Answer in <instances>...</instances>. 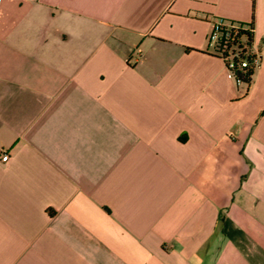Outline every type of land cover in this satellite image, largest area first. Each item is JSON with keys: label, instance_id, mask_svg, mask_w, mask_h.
I'll use <instances>...</instances> for the list:
<instances>
[{"label": "crops", "instance_id": "crops-1", "mask_svg": "<svg viewBox=\"0 0 264 264\" xmlns=\"http://www.w3.org/2000/svg\"><path fill=\"white\" fill-rule=\"evenodd\" d=\"M3 153L0 264H264V0H0Z\"/></svg>", "mask_w": 264, "mask_h": 264}, {"label": "built area", "instance_id": "built-area-1", "mask_svg": "<svg viewBox=\"0 0 264 264\" xmlns=\"http://www.w3.org/2000/svg\"><path fill=\"white\" fill-rule=\"evenodd\" d=\"M253 26L228 21L222 17L210 23L207 37L208 48L223 62L224 69L232 76L236 85L245 82L248 70L258 68L262 62V54L256 49L252 40ZM251 34V41L246 38ZM1 161H7L8 155L3 153Z\"/></svg>", "mask_w": 264, "mask_h": 264}, {"label": "trees", "instance_id": "trees-1", "mask_svg": "<svg viewBox=\"0 0 264 264\" xmlns=\"http://www.w3.org/2000/svg\"><path fill=\"white\" fill-rule=\"evenodd\" d=\"M246 38H247L248 41H251V34L246 33ZM251 75H252V70H248L247 73H246V75H245L246 80H245L244 83L249 82V80L251 78Z\"/></svg>", "mask_w": 264, "mask_h": 264}]
</instances>
